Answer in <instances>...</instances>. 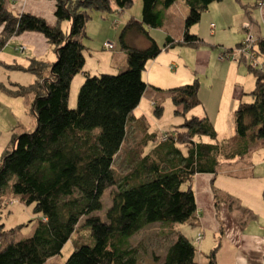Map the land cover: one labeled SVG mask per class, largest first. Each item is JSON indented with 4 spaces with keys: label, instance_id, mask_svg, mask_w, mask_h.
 <instances>
[{
    "label": "trees",
    "instance_id": "trees-1",
    "mask_svg": "<svg viewBox=\"0 0 264 264\" xmlns=\"http://www.w3.org/2000/svg\"><path fill=\"white\" fill-rule=\"evenodd\" d=\"M139 1L140 18L126 20L117 35L125 53V69L117 74H89L82 71V37L90 12L122 13L132 0H53V25L28 12H13L0 0V48L11 36L39 32L55 56L49 65L31 58L27 67L6 66L36 76L28 85H15L16 95L32 93L29 109L35 123L30 131L11 134L8 146L0 152V197L6 192L19 203L31 205L33 214L40 218L32 234L22 239L14 238L18 226L7 229L0 222V264H45L68 241L73 247L60 264H139V247L130 244V237L146 225L159 222L171 228L182 222L196 227L191 180L195 174L214 175L221 159L243 156L249 150V140L264 144V38L260 37L253 43L262 62L259 67L247 65L253 86L244 93L249 101L239 102L232 110L231 139L218 143L207 117L186 116L200 104L198 81L194 79L165 89L176 107L173 112L183 120L175 130L166 131L164 140L157 141L155 132H147L143 118L135 121L142 126L140 153L129 157V170L115 177L113 159L134 122L132 111L146 89L141 77L145 64L174 43L165 36L162 45L157 46L144 26L161 27L163 10L181 0ZM182 1L187 14L182 22V38L176 43L194 47L203 41L189 33V27L199 20L208 4L222 0ZM254 1L264 4V0ZM63 21L68 23L67 31L60 29ZM132 28L146 37L147 46L134 48L125 42ZM78 73L83 80L71 109L66 105L69 83ZM160 109V104L153 102L155 114L159 115ZM201 136L210 139L209 143L195 141ZM153 141L156 143L144 152L143 146ZM105 190L111 192L103 219L94 212L100 210ZM81 218L80 227L86 232L84 239L76 241L72 237ZM171 231L173 238L162 255L150 256L152 264H198L192 241L182 232ZM217 248L214 245L204 254V264H217Z\"/></svg>",
    "mask_w": 264,
    "mask_h": 264
},
{
    "label": "rangeland",
    "instance_id": "rangeland-1",
    "mask_svg": "<svg viewBox=\"0 0 264 264\" xmlns=\"http://www.w3.org/2000/svg\"><path fill=\"white\" fill-rule=\"evenodd\" d=\"M234 1L222 0L220 3L224 4V6L219 7L224 10H232V8L237 6V3L232 4ZM176 2L180 3L179 1ZM214 5H212L211 13H207L206 15L204 12L201 14L199 20L188 29L189 33H192L193 30L197 32L196 28L199 26L204 34L203 43H199L194 47L176 43L182 37L181 28L183 27V20L181 21L178 19L180 17H177L180 13L175 15L176 13L166 11L167 15L163 18L162 23L163 28H147L144 26L148 30V36H151L155 44L159 47L162 45L166 34L175 40L170 47L162 49L155 56L160 63L157 62L156 65L151 67L149 66L150 60L145 64L141 74L142 80L147 85L145 92H143L144 94H142L138 102V109L140 114L142 113L147 118L143 119L148 126V132H155L157 141L160 138V133H164L167 130L173 131L175 126L183 120V116L173 112L176 107L170 102L169 92L165 89L184 85V83H191L194 79H197V98L200 104L195 109L193 108L194 111L191 113L201 114V110H203L207 114L210 123L214 125L218 143L224 137H231L233 134L232 130H234V127L231 126L233 124L232 109L229 110L227 105V98L229 96L230 100L231 91L235 85L233 81L236 80L238 83L237 86L245 92L252 89L253 77L248 71L247 65L253 64L259 67L262 62V56L255 52L256 47L253 42L256 32L253 29L254 26L252 27L250 23H247L249 22L248 19L243 17L246 24H242V26L240 24L239 26L237 22V25L227 26L225 30L217 33L216 37L210 38L211 34L216 32V25H219L221 18L219 15L220 8H215ZM140 6L141 3L139 0H133L131 5L122 13H116L115 10L103 12L102 14L95 11L90 12V18L84 27L86 35L82 37L85 46L83 49L84 65L82 71H86L89 74H117L119 71L125 69V53L120 48L117 35L126 23L129 15H139L140 17ZM256 21L261 26V21L258 19ZM208 22H211L214 27H209ZM59 26L60 29L67 31L68 23L63 21ZM249 35L252 36L253 49L241 53L239 50L242 45L239 43L244 44ZM138 38L143 40V45H148L146 37L141 34L139 35L134 28L126 33L125 42L131 47L143 48L142 42ZM102 42H110L112 47L109 49L102 48ZM25 43L26 45L28 44V42ZM198 46L199 48H206L212 53V57L204 68L197 67L199 63L195 57V47ZM25 48H33L39 52L37 57L47 65L54 59L51 45L47 42L40 46V49L38 45L32 47L26 46ZM16 52L22 54V45L17 44ZM25 53L26 55L34 54L33 52L31 54L27 51ZM176 53L182 57L181 60L173 56ZM159 66L162 71H156L154 73V69H158ZM149 68L152 69L147 76V72L150 71ZM28 77H33V75L28 72H22L21 70L9 72L5 69L0 71V152L8 146L11 134L17 135L20 132L30 131L34 127L35 121L29 109L30 101L32 100L31 94L28 93L26 96H21L15 93L17 90L15 85L17 83L25 85V82L29 81H25V78L28 79ZM82 80L83 75L78 73L72 77L69 83L66 105L71 109L75 106L76 93ZM158 83L162 86L161 90L156 87ZM242 99L248 100L244 95H242ZM22 101L25 105H22ZM153 102L161 106L159 115L155 114L153 110ZM189 115L187 114L186 116ZM139 120L137 118V121ZM141 130L142 126L137 122H133L129 126L123 145L113 159V172L116 178H120L122 174L129 170L128 158H133L134 155L137 156L140 153L138 142L142 139V135L140 134ZM209 140L207 137L201 136L196 138L195 141L209 143ZM154 142L156 143V141H153L145 145V147L143 146L144 152ZM217 168L214 174L215 177L211 180V189L214 191L215 201L220 206L224 204L232 210H237L236 218L248 217L245 232L263 234L264 144L257 139L252 142L249 140V150L243 156H236L230 160L221 159ZM194 177L195 183H193L192 189L194 194L198 198H201L206 191L204 188L208 185V175L199 173L195 174ZM110 192L111 190H105L102 193L101 208L94 212L95 215L103 219L104 212L110 205ZM211 205L213 206V204ZM0 207V222L4 224V227L10 229L18 226L14 234L15 239H22L32 234V230L40 216L35 213L33 214L31 205L21 204L5 192L0 197ZM210 209L208 204H202L199 213L203 217L207 216L211 213ZM82 219H80L74 232L75 234L72 237L76 241L84 239V232H86L85 229L80 227ZM163 225L159 222L148 224L145 228L130 237V244L132 246L137 244L139 247V264H152L149 260L150 256L154 255L158 257L162 255L165 249L164 247L173 238V232L171 230L182 232L192 241L193 245L197 248L195 258L199 263L205 261L203 254L207 253L214 245L218 246L216 253L222 256L224 240L220 237L221 234L218 231L212 234L213 231L208 227V224L201 229L196 227L190 228L182 222L172 224L173 226L171 228ZM218 241L220 244H218ZM72 247L73 244L68 241L55 258L53 257L47 260V264L62 263L69 255ZM260 264H263V261Z\"/></svg>",
    "mask_w": 264,
    "mask_h": 264
},
{
    "label": "crops",
    "instance_id": "crops-1",
    "mask_svg": "<svg viewBox=\"0 0 264 264\" xmlns=\"http://www.w3.org/2000/svg\"><path fill=\"white\" fill-rule=\"evenodd\" d=\"M2 1L5 4V6H7V8L13 12H28L34 16L37 15V16L41 17L42 19H44L45 22L47 23V25L48 24L49 25L54 24V18L52 17V13H53V9H54L53 0H2ZM235 1L232 2V4L237 3V6L232 8V10L231 9L230 10L221 9L219 6H224V4L220 3L221 1L208 4L206 9L203 10V13L205 12L207 15V13H211V9L213 7L212 5L215 4L214 5L215 8L216 7L220 8L219 15L221 18H220V22L218 25L219 27L216 25V32L214 34L212 33L210 38L216 37L217 33L225 30L227 28V26L231 27L233 24L237 25V22H238L239 26H240V24H241V26H242V24L243 25L246 24V21H244L243 17H246L248 19L249 22H247V23H250V25H252V27L254 26L253 29L256 32L254 42L257 38H260V37L264 38V4H255L254 0H237L236 2ZM179 2L180 3L174 1L167 9L163 10V13H164L163 18L165 17V15H167L166 11H168L169 13L170 12L174 13V14L176 13L175 15L180 13V15L179 16L177 15V17H180L178 19L182 21L183 18L185 17V15L187 14V6H186V3L184 1L181 0ZM129 18H132V19L137 21L140 17H139V15H137V16L136 15H129L128 19ZM255 19L256 20L258 19L261 21L262 29H261V26L258 24V22ZM233 20H234V22H233ZM162 23H163V20H162ZM161 25H162L161 28H163V24H161ZM208 25H209V27L213 26L211 22H208ZM0 29H1V27H0ZM196 29H197V32L195 30H193V32L191 34L198 35L203 41L204 34L200 30V27L198 26ZM181 30H182V28H181ZM165 36H168V35L166 34ZM181 38L177 41H180ZM138 40L140 42H142V47H144L145 45H143L144 44L143 40H141V38H138ZM25 42H28V44L26 45ZM45 42L46 41L44 40V37L39 32L36 33V32L26 31V32H23L21 34H17L15 36H11L5 42L4 46L0 48V71L5 70V69H7L9 72H12V71L14 72L16 70L20 71V69H18V68L11 69V68H8L6 66L17 64L21 67H27L28 62L31 58L36 59V60H38V59L41 60L40 58L37 57L39 55V52H37L33 48L28 49L25 47L26 46L32 47L34 45H38L39 49H40V46H42ZM17 44L22 45V48H23L22 54H24V55L16 52ZM31 44H32V46H31ZM195 48H196L195 57H196L197 62L199 63V65L197 67H203L204 68L206 66V64H208L209 59L212 57L211 56L212 53L209 52L206 48L205 49L199 48V46L195 47ZM26 51L31 53V54H33V53L34 54L33 55H26V53H25ZM173 56H175V58H177L178 60H181V58H182L177 53L174 54ZM42 62L45 63L44 61H42ZM157 62L160 63L158 61V59H156V57H155L150 61L149 66L153 67L154 65H156ZM230 63H232V62H230ZM151 69L152 68H149L150 71L147 72V76L150 74ZM154 70H155L154 73H156V71H160V72L162 71L160 66L158 69H154ZM21 71L25 72L23 70H21ZM28 73H30V72H28ZM30 74L33 75L32 73H30ZM35 79H36L35 75H33V77H28V79L25 78V81L29 80L28 82H25L26 83L25 85H28V83L33 82ZM233 82L235 85L232 88L233 90L231 91L230 100H229V96L227 98V100H228L227 105L229 107V110L230 109L233 110L237 106V104L241 101H249V98L244 94L245 91H243L242 88H239L237 86L238 85L237 81L235 80ZM18 85H22V84H18ZM160 85L161 84L158 83L156 85V87L161 89L162 86H160ZM240 87H242V86H240ZM144 92H145V90H144ZM30 94L32 97V93H30ZM242 95H244L248 100H243ZM22 105H25V103L23 101H22ZM137 109H138V106L132 111L134 122L137 120V118L147 119L142 113L140 114L139 109L137 112H135V110H137ZM194 109H191L190 111H188L187 114L195 115V116H205L209 120V117L207 116V114L205 112H203V110H201V114H196V113L192 114L191 112L194 111ZM232 117H233V111H232ZM232 122H233V118H232ZM231 126L234 127V122ZM213 128H214V125H213ZM147 132H148V130H147ZM233 132H234V130H232V133ZM148 133H150V132H148ZM215 134H216V132H215ZM233 135H234V133L231 135V137H233ZM231 137H229V138L224 137L221 141L231 139ZM217 139L218 138H217V134H216V141L219 142ZM148 143H150V142H148ZM203 143H206V142H203ZM206 175H208V185L204 188L206 191H205L203 197L198 198L196 196V194H194V202L196 203V209H195L194 213H195L196 224H197L196 228L201 229L203 226H206L208 224V227H210L213 231L212 234H215L218 231L221 234L220 237L224 240V244H223L224 247L222 250L223 251L222 256H220L219 254H217L215 252L214 257H216V263L217 264H260V262L263 261V256H264L263 255L264 254V233L263 234H261V233L254 234L251 232L250 233L245 232L246 228H247V224H248V221H247L248 217L241 218V219L236 218V214H237L236 212H238L237 210H232L231 208L226 207L224 204L220 206L218 204V202L215 201V194H214V191L211 189V180L215 176L213 174H211V175L206 174ZM191 180H192V186H193V183H195V177L193 176ZM205 203L208 204L209 208H211L210 210H211L212 214L210 213L209 215L203 217L200 215L199 212L201 210V205L205 204ZM215 203H216V205H215ZM211 204H213V206ZM218 244H220L219 241H218ZM213 247H211V248H213ZM203 256H204V254H203ZM51 258H53V257H51ZM51 258H48L47 260H49ZM204 258H205V261L203 263L202 262L199 263L196 260L197 263L198 264H204L206 262V257H204ZM45 264H47V261Z\"/></svg>",
    "mask_w": 264,
    "mask_h": 264
},
{
    "label": "built area",
    "instance_id": "built-area-1",
    "mask_svg": "<svg viewBox=\"0 0 264 264\" xmlns=\"http://www.w3.org/2000/svg\"><path fill=\"white\" fill-rule=\"evenodd\" d=\"M251 42H253L252 41V36L251 35H249V36H247V38H246V41L244 42V44H241V43H239L240 45H242V47L240 48V52L242 53L243 51H245V52H247L248 50L250 51V48H251V46H252V43ZM112 47V44L110 43V42H104L103 44H102V48H107V49H109V48H111ZM252 63V62H251ZM253 65V64H252ZM166 131L163 133H160V140L162 141V140H164L165 138H166Z\"/></svg>",
    "mask_w": 264,
    "mask_h": 264
}]
</instances>
